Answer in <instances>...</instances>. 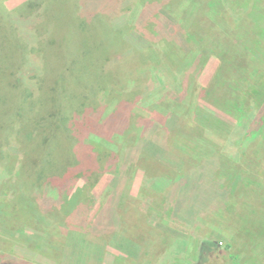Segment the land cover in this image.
<instances>
[{
  "label": "rangeland",
  "instance_id": "obj_1",
  "mask_svg": "<svg viewBox=\"0 0 264 264\" xmlns=\"http://www.w3.org/2000/svg\"><path fill=\"white\" fill-rule=\"evenodd\" d=\"M26 1L28 0H0V8L5 7L12 10ZM152 1L150 6L135 2L129 6L133 15L129 25L134 29L125 34L124 40L128 47L134 52H140L146 47V40L150 38H153L156 45L160 44L161 40L167 39V41L179 45V51L176 52L174 61H183L185 52L188 51L184 27L187 26L186 30L194 31L197 22L205 27L206 31L210 30V34L207 35L210 41L214 38L217 42L222 40L224 42L225 48L220 50L223 55V68L216 76L221 85L220 90L215 95L209 94L210 98H207V95L205 97L202 94H196L194 99H190L189 93H187L184 94L183 99L174 100V103H182V106L166 108L164 104L163 108L159 104L157 93L162 94L170 87L175 88L174 85H169L174 82L175 77L172 75H168L169 78L163 77L164 71H162L160 78H158V73L153 75L151 72V79L149 80L148 74L144 79L145 74L141 73L142 70L136 71L137 73L135 72L133 77L134 69L143 66V64L139 65V55L134 53L130 56L127 55L126 51H132L129 48L120 53L118 56L120 59L113 60L114 62L111 61L109 64L108 70L112 72L114 81V84L108 88L110 94L106 91L109 97L100 94V98L119 99V86L126 83L125 79L128 77L129 80L133 77V80L130 81V84L133 85L137 81L135 79L141 74L143 81L140 83H146L144 86L146 88L143 96L137 99H144L143 107L152 109V116L157 114L158 118L156 123L147 125V130L144 133L147 136H151L153 133L158 141L154 144L150 143L146 146L148 149H144V153L147 154L149 151L148 155L152 154L156 159L154 170L146 169V166H143L139 161L127 166V174L121 186L125 198H123L122 208L118 210L121 217V230L112 235L106 234V232L100 234L96 230L88 236V240H85L86 245H83L78 238H68V242L66 240L67 243L63 244V249L68 248L66 251L69 253L63 256L62 250L56 249L59 237L57 235L53 238L54 235L50 234L52 228L48 225V217L45 212H41V216L30 217L31 221L24 224L21 221H12L6 214V217L1 215L0 262L8 261L13 264H264V37L258 32L259 28L264 29L263 20L259 22L263 14L262 8L264 10V0H226L224 13L218 14L219 16L214 11L206 14L207 7L203 8L205 13H201L202 7L197 3L196 6L194 0H171L174 6L171 11L163 9L165 0ZM252 6L253 10H251ZM128 17H130V13L119 15L112 20L113 27L115 29L127 27ZM169 23L172 26L168 27ZM165 25L170 30L161 33L160 31L166 29ZM202 27L199 26L197 30ZM152 28L156 30L155 34L149 32ZM193 28L194 30H192ZM189 30L186 33H189ZM194 42L198 49L201 42L198 39ZM195 43L191 46L195 47ZM11 52L13 51L11 50ZM10 55L12 56V54ZM61 56L66 61L70 60L68 52L64 51ZM63 58L61 61H64ZM90 58L87 62L88 70L92 69V62H94L96 64L95 73L101 75L102 70L106 71V64L103 63L100 53H95ZM218 58H210L207 65L198 70H196V66L187 71L183 70L184 73L181 72V76L177 75L178 91L185 88L189 90V86L196 81L209 84L217 71L216 66L220 61ZM50 62L48 59L47 65L45 64L44 67L51 69ZM63 68L58 65L52 67V70L62 71ZM7 69L8 65L0 66V139L3 142L2 149L5 146L17 144L16 135L13 136L11 133L7 135L11 122L14 128L19 125V115H13L15 111L26 108L29 112L28 108L31 104L34 105L33 101L37 100L36 102H38L39 100V103L42 104L46 99L52 103L57 95L55 90H52V84L58 75L51 74L44 77L45 74H42L38 77V93L41 97L15 99L14 95L20 91L18 87L11 88V79L6 74ZM234 79L243 83L241 89L238 90L243 98L238 100L229 95L234 88L232 87ZM50 86L52 87L49 90ZM251 86L254 89L250 88ZM84 87L79 88V86L76 87L70 83L66 90L72 91L74 95H82L86 93L84 89L87 87ZM214 89L215 86L212 87V90ZM95 96L96 94H91L88 98L94 99ZM132 97H134L133 94ZM74 100L68 97L69 104ZM56 101L65 102L66 99H57ZM234 102H237L236 106L232 104ZM51 103H46L43 106L36 105L29 112L30 117L37 118L41 112L46 116L49 115L54 108ZM127 107V104L120 107L115 105L118 111L112 113L113 118L116 120L122 118ZM196 108L200 109L203 114L200 120H197L198 124L193 121V118L195 119L197 116ZM134 109V107L131 108L127 113L134 115ZM100 117L98 123H105L106 129L110 120H106L105 115L102 117L101 113ZM202 119L204 120L201 123ZM206 120L208 121L206 122ZM46 123L49 125L48 120ZM189 124L201 125V129L194 131L193 126H189ZM120 128L121 124H118L117 130ZM112 129L114 130V127ZM47 130L45 129V131ZM182 142L189 144L190 151H183L179 147L183 145ZM176 153L178 157L174 166ZM55 154L54 156H56ZM196 155H200L198 161L193 158ZM182 157L191 158L192 162H198L201 167L206 169L205 172H200L204 171L203 168L202 170L200 168L199 173L213 181L207 180L208 183L200 181L206 185L198 189V184H196L189 189L187 194L184 191L181 200L184 204V217L187 223H176L171 227V225L165 224L166 217L161 214L163 205L160 204V200L162 202L164 195L159 193L160 198L156 197L157 202H153L154 192L152 189L154 188L152 186L158 188L155 191L166 189L171 180L162 173H172L180 167L182 169L183 161L179 159ZM121 158L122 156L119 157L120 160ZM14 161L22 164L23 155ZM151 161L152 159H149V162ZM119 168L120 163L115 162L110 173L101 172L95 185L90 180L93 188L89 189V193L99 198L112 177L111 171L116 174ZM152 172H156L158 177L156 176L154 183L146 184L145 178H149L150 173V176H153ZM242 173L245 175L244 180L237 184L235 176H240ZM76 184L74 193L82 192L85 188L83 195H89L87 194L88 187L85 186L86 182L80 179ZM229 189L239 192L236 194L237 196L233 195L236 196V199L232 200L231 196L227 194L225 202L221 203L220 198L226 192L229 193ZM7 193L10 194L9 190L2 195ZM11 208L14 209L12 213L17 214L16 202H12ZM155 209L159 212H155ZM153 214H158L160 218L156 219ZM196 216L198 217L196 225L190 223V220ZM61 219L55 225L57 232H60L59 229L65 222L64 218ZM11 232V235L13 236L15 233L16 237L9 241ZM92 245L94 254L88 255Z\"/></svg>",
  "mask_w": 264,
  "mask_h": 264
},
{
  "label": "trees",
  "instance_id": "obj_2",
  "mask_svg": "<svg viewBox=\"0 0 264 264\" xmlns=\"http://www.w3.org/2000/svg\"><path fill=\"white\" fill-rule=\"evenodd\" d=\"M134 2L150 6L153 1L28 0L12 10L5 7L0 8V54L2 55L0 66L2 64L8 65L6 74L11 79L10 86L11 88H19L20 92L14 95L15 99H37L41 97L38 93V77L42 74H45L44 77L51 74L58 75L52 84V90L54 89L55 94L60 97L56 95L52 103L46 99L43 100L42 104L39 103V100L38 102L35 100L33 101L34 105L31 104L28 108V111L31 112L36 105L43 106L46 103H51L54 108L47 116L41 112V115L37 118H32L26 108L13 113L16 116L19 115V125L14 128L11 122L8 126L7 135L8 133L13 136L16 135L17 144L9 147L5 146L2 149L3 142L0 139V216L6 217V214L12 221H21L24 224L31 221L30 217L35 218L41 216V212H45L48 217V225L52 228L49 232L52 236L54 235L53 238L58 235L59 242H57L56 249H61L63 256L69 253L66 251L68 248L63 249V244L68 242V238H78L83 245H86L85 240H88V236L96 230L100 234L106 232V234L111 235L121 230V217L118 210L122 208L123 198H125L121 186L124 183L129 164L139 161L142 162L143 166H146V169L154 170L156 159L152 154L148 155L150 154L149 151L147 154L144 153V149L150 143L154 144L158 141L153 133L151 136L144 133L147 130V125L156 123L158 118L157 114L152 116V109L143 107L145 105L144 99H137L143 96L146 83H140L143 81L140 74L135 79L137 80L135 84H130L134 74L137 73L136 71L142 70L141 73L145 74L144 79L148 74L149 80L152 76L150 75L151 72H153V75L158 73V78L161 77L162 71H164L163 77L168 75L175 77L174 82L169 83V85H174L175 88L170 87L162 94L157 93L159 104L162 107L165 104L166 108L182 106V103L174 102L177 101L175 99H183L184 94L189 93L190 99H194L196 94L207 95V98H210L209 94L215 95L220 90L221 85L216 76L223 68V55L220 52L225 48L223 40L217 42L213 38L210 41L209 36H207L210 34V30L206 31L205 27L196 22L194 27L196 31L193 28L194 31L188 29L189 33H186L188 31L186 30L187 26L184 27L188 51L185 52L183 61H174V57L177 55L176 52L179 51V45L169 42L167 39L161 40L160 44L156 45L153 38H150L146 40L147 45L142 51L134 52L124 40L125 34L134 29L133 26L129 25L133 17L129 6L133 5ZM194 2L202 7L201 13H205L203 8L207 7L206 14L214 11L216 15H220L224 13L226 8V0H194ZM173 7L171 0L163 2V9L166 11H171ZM251 10H253V6ZM123 13H130L128 25L123 29H115L112 20ZM262 13L259 22L263 20V24V8ZM170 25L169 23L168 27ZM199 26L202 28L197 30ZM168 27L165 25L166 29L160 32L170 30ZM149 32L155 34L156 30L152 28ZM258 32L264 37L263 28H259ZM196 39L201 42L198 49L197 44L194 42ZM193 43L196 44V48L191 46ZM127 48L132 51H126ZM64 51L68 52L69 61L61 56ZM124 51L129 56L132 53L139 55V65L143 64V66L134 69L133 77L129 80L127 77L125 79L126 83L119 86V99H102L100 94L109 97L108 88L114 84L112 72L108 70L109 64L113 60L120 59L118 56ZM95 53H100L103 63L106 64V71L102 70L101 75L95 73L96 64L94 62H92L91 70L87 68L88 59L94 56ZM217 57L220 61L216 66L215 76L209 84L196 81L189 86V90L185 88V91H178L177 75L181 76V72L184 73L183 70L187 71L194 66L198 70L202 66H206L210 58ZM62 58L64 61H61ZM48 59L51 61V69L44 67L45 64L47 65ZM58 65L64 67L62 71L59 69L52 70V67ZM70 83L76 87L79 86V88L87 87V89L84 87L86 93L74 95L72 91H67V85ZM52 86L49 87V90ZM213 86H215L214 90H212ZM242 86L243 83H240L238 79H234V83H232L234 88H232L233 91L231 90L229 95L234 96L237 100L243 98L238 91ZM250 88L254 89L253 86ZM90 93L92 95L96 94L94 99L88 98L89 95L91 96ZM252 93H255V91H252ZM132 94L134 97H132ZM222 95L226 96L225 94ZM68 97L69 99H75L74 102L69 104ZM57 99H66V101H56ZM123 104L128 105L125 115L117 120L114 119L112 113L118 111L115 105L120 107ZM232 104L236 106L237 102ZM133 107L135 108L134 115L128 114L127 112ZM196 111L200 114L198 115L195 112L197 116H195V119L193 118V121L198 124L197 120H200L203 114L198 108H196ZM100 113L102 117L104 115L107 117L106 120H110V124L107 125L106 129L104 127V125L106 126L105 123H98L101 118ZM47 120L49 125L46 123ZM118 124H121L119 130H117ZM194 125L189 124V126H193L194 131L201 129V125ZM112 127H114V130ZM45 129L49 131H45ZM16 132L18 134H15ZM182 144L179 147L183 151H190L189 144L183 142ZM2 150L5 151H3L4 154ZM54 152H57V154ZM22 155V164L14 161ZM121 156L120 160L119 157ZM177 157L178 154L176 153L174 162ZM182 158H179L183 161L182 169L181 167L180 169L175 167L176 169L172 173H162L171 180L166 189L155 191L158 188L152 186L154 188L152 189L154 192L152 195L153 202H157L156 197L160 196L159 193L164 195L162 202L160 200V204L163 205L161 214L166 217L165 224L171 225V227L176 223H187L184 217V204L181 200L184 191L187 194L189 189L196 184H198V189L206 185V183L200 181L208 183L212 180L211 178L210 180L206 179L199 173L200 168L201 170L204 169L200 172H205L206 169L201 167L198 162H192L191 158ZM193 158L198 161L200 155ZM149 159H152V161L149 162ZM115 162L120 163L118 173L115 174L111 171L112 177L105 190L99 198L94 197L89 193L93 188L89 181H93L95 185V181L100 177L101 172L107 171L110 173L109 171L113 168ZM152 173L153 176H150V173L149 178H145L146 184L155 182L157 173ZM244 176L243 173L240 176H235L236 183L238 184L244 180ZM80 179L86 182L85 186L88 187V193H86L89 195H83L85 194L83 193L85 188L82 192L76 191L74 193L76 183ZM217 187L220 186L217 185ZM7 189L10 194L7 193L8 195L3 196L2 194L8 191ZM233 190L236 191L237 189ZM228 191L229 193L226 192L220 198L221 203L225 202L227 194L231 196L232 200H235L236 194L239 193L233 192L231 189ZM257 191L259 192V189ZM12 202H16L17 214L12 213V210H14L11 208ZM155 212L159 211L155 209ZM153 216L156 219L160 218L158 214H153ZM61 218H64L65 222L59 229L60 232H57L55 225L62 220ZM196 220H198L197 216L191 219L190 223L196 225ZM14 237H16L15 233L13 236L11 235L9 241H12ZM90 250L91 252L88 255L94 254L93 245ZM0 264L13 263L2 261Z\"/></svg>",
  "mask_w": 264,
  "mask_h": 264
}]
</instances>
